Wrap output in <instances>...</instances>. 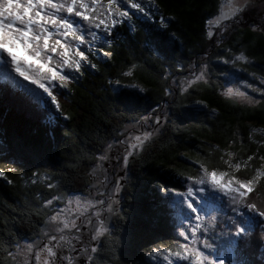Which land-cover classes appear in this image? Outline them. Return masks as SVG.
Instances as JSON below:
<instances>
[{
	"label": "snow or ice",
	"instance_id": "snow-or-ice-1",
	"mask_svg": "<svg viewBox=\"0 0 264 264\" xmlns=\"http://www.w3.org/2000/svg\"><path fill=\"white\" fill-rule=\"evenodd\" d=\"M157 10L156 0H0V66L5 69L0 100L9 88L18 86L15 77H20L43 93L39 102H50L55 109V113L49 112L47 121L55 114L68 119L58 99L60 90H68L86 68H97L90 56L99 54L111 59L112 53L105 46L112 48L121 28L135 33V21L153 20ZM253 12L256 19L249 25L250 30L264 33V0H217L204 21L205 39L220 47L224 33L243 20L246 13ZM159 27L167 28L163 15ZM216 59L236 72H247L264 85V75L248 71L251 62L246 49L237 51L226 46ZM136 69L137 65L132 64L121 73L127 83L121 84L120 79L109 81L110 86H116L114 91L130 90L126 97L129 104L149 91L142 83L132 82ZM175 71L184 72V66L176 65ZM236 72L223 73L226 85H230L224 87L223 96L252 101L241 90L243 87L264 97V88L239 79ZM187 73L179 83L181 95L209 83L208 61L190 64ZM169 75L165 67L161 96L174 100L177 85L167 84ZM24 91L39 96L33 89ZM194 103L207 107L199 100ZM168 119L167 111L158 102L151 116L140 115L131 127L115 129L114 135L91 154L87 195L55 193L45 198L32 213H43L39 232L34 231L27 242L21 243V237L7 222H0V264H136L138 249H143L145 257L139 264H264V128H250L247 140L255 145L250 153L231 150L237 144L243 147V138L234 132L224 150L216 149L218 160H211L209 151L206 160L195 162L198 167L194 172L177 173L182 178L181 189L157 184L154 190L159 193L158 199L167 204L174 218L175 238L171 244L152 243L148 248L137 242L141 233L134 218L121 207L128 165L142 156ZM113 160L116 175L110 179L109 165ZM15 171L11 166H0V179L13 184L7 174ZM121 171L124 175H120ZM37 180L50 191L56 187L47 180L46 173L32 172L30 183L35 185ZM117 220L132 230L118 235ZM253 237L260 248L259 258L241 259L244 248L251 249ZM252 255L255 257L254 251Z\"/></svg>",
	"mask_w": 264,
	"mask_h": 264
},
{
	"label": "trees",
	"instance_id": "trees-1",
	"mask_svg": "<svg viewBox=\"0 0 264 264\" xmlns=\"http://www.w3.org/2000/svg\"><path fill=\"white\" fill-rule=\"evenodd\" d=\"M156 3L158 10L153 20L137 19L135 33L121 28L112 48L105 46L112 53L110 60L99 54L90 56L97 68H86L68 90H60L58 99L68 119L55 114L47 121L49 112L55 113V109L50 102L41 103L40 97L28 95L24 91L28 88L21 83L15 89L9 88L0 100V166L16 169L7 174L13 184L0 179V222H7L21 242L31 238L34 231L39 232L43 213L32 215L39 204L55 193H85L91 182L88 176L93 163L91 154L114 135L115 129L135 122L140 115L151 116L158 102L167 111L168 122L161 125L159 134L142 156L129 162L121 194V207L127 216L134 218L141 233L137 242L143 248L152 243L171 244L175 238L174 219L167 204L158 199L159 193L154 190L157 184L181 189L182 178L177 173L194 172L198 167L195 162L206 160L209 151H212L210 159L218 160L216 149L224 150L226 141L237 130L243 138V147L237 144L233 149L249 153L255 150L247 136L250 128H264V97L247 104L223 96V73L234 71L220 63L216 55L223 54L226 46L237 51L246 49L252 59L248 70L264 75V37L243 28L230 32L226 41L209 54V83L181 95L178 82L181 75L210 47L203 27L217 0H156ZM161 15L166 29L159 27ZM132 64L137 65L132 82L142 83L149 91L129 104L126 97L130 90L114 91L116 86H110L109 81L120 79L121 84L127 83L121 73ZM180 64L185 69L182 73L175 71ZM165 67L170 73L167 84L177 85L174 100L161 96ZM239 78L246 79L244 74ZM4 87L0 75V90ZM197 100L207 107L195 104ZM34 171L46 173L55 189L48 190L39 180L31 184L29 177ZM116 224L120 225H114L118 235L132 230L123 221L117 220ZM244 252L241 259L259 258L260 248L254 237L251 249L245 247ZM143 259V249H138L136 264Z\"/></svg>",
	"mask_w": 264,
	"mask_h": 264
},
{
	"label": "rangeland",
	"instance_id": "rangeland-1",
	"mask_svg": "<svg viewBox=\"0 0 264 264\" xmlns=\"http://www.w3.org/2000/svg\"><path fill=\"white\" fill-rule=\"evenodd\" d=\"M224 35H226V32L224 33ZM225 39H227V37L225 38ZM214 45V46H213ZM213 46V47H212ZM214 47H216V44H215V42L213 43V44H210V47H209V49H207V51L206 52H204L202 55H200L199 57H196L193 61H192V63L191 64H195V65H199V63L201 62V60L202 59H206L207 61H208V58H209V54H212V50L214 49ZM18 56H21L22 55V53H20V52H17L16 53ZM198 60V61H197ZM249 60H250V62H252V59L249 57ZM4 68H3V66H0V75H4V71H5V69L3 70ZM7 71L13 76V77H15V74L14 73H11V69L10 68H8L7 69ZM233 71L234 72H236V70L235 69H233ZM249 72H251L250 70H248ZM253 73V72H252ZM187 72H185V73H183L182 75H181V77L182 76H187ZM242 74H244L245 75V77H246V79H242V80H247L249 83H251V84H253L254 86H256V87H258V88H264V85H261L260 83H259V81L258 80H255V79H253V77H251V76H249L248 74H247V72H243V71H240V72H236V76L237 75H242ZM254 74H256V73H254ZM257 75V74H256ZM208 76H209V68H208ZM207 76V79L209 78ZM239 76V77H240ZM181 77H180V79L178 80V82L180 83V80H181ZM238 77V76H237ZM238 77V78H239ZM15 79L18 81V83H21L22 85H23V87H25V88H28V89H33L36 93H38L39 94V96L38 97H35L36 99L37 98H39V97H42L43 96V93H41L40 92V90L39 89H35V86L34 85H31L28 81H24L22 78H20V77H15ZM240 79V78H239ZM225 81H226V77H225ZM226 86H230V85H226V83L224 82V86H223V89H224V87H226ZM241 90L242 91H246L252 98H253V100L252 101H247V100H240V99H237L239 102H241V103H247V104H253V103H255V102H257L262 96L257 92V93H253V92H251V90L250 89H244L243 87H241ZM162 119H163V117H162ZM135 122H127L126 124H125V126H124V128L125 127H131V125H133ZM261 127H256V129H260ZM237 133L238 134H240L239 133V131L237 130ZM231 150H235V149H231ZM115 164H116V161L115 160H113V161H111V164L109 165V170H110V172H111V176H110V179H114V177H115V175H116V173H112V170L114 169V166H115ZM127 172H128V169H127ZM128 174V173H127ZM120 175H124V173H123V171H121V173H120ZM126 181V180H125ZM125 181H124V183H125ZM87 192H88V190L85 192V193H80V192H72V193H68V194H66L65 196H68V195H81V194H84V195H87ZM229 214H231V213H229ZM174 219V218H173ZM175 222V221H174ZM258 231V230H257ZM24 242H27V240H23L21 243H24ZM251 256V255H250Z\"/></svg>",
	"mask_w": 264,
	"mask_h": 264
},
{
	"label": "flooded vegetation",
	"instance_id": "flooded-vegetation-1",
	"mask_svg": "<svg viewBox=\"0 0 264 264\" xmlns=\"http://www.w3.org/2000/svg\"><path fill=\"white\" fill-rule=\"evenodd\" d=\"M256 19V14L253 12V13H246L245 14V18L243 19V20H241L238 24H236V25H234L232 28H230L227 32H226V35H224V41L223 42H225L226 41V37H228V34L231 32H235L236 30H238V29H241V28H243V29H249L250 30V27H249V25H251L252 24V22L254 21ZM257 33H261V32H259V31H256ZM261 36L262 37H264V33H261ZM214 43V42H213ZM213 43H211V44H213ZM214 46V45H213ZM212 46V47H213ZM214 48H216V47H214ZM112 173L114 174L115 173V171L114 170H112Z\"/></svg>",
	"mask_w": 264,
	"mask_h": 264
},
{
	"label": "bare ground",
	"instance_id": "bare-ground-1",
	"mask_svg": "<svg viewBox=\"0 0 264 264\" xmlns=\"http://www.w3.org/2000/svg\"><path fill=\"white\" fill-rule=\"evenodd\" d=\"M4 70V69H3Z\"/></svg>",
	"mask_w": 264,
	"mask_h": 264
}]
</instances>
